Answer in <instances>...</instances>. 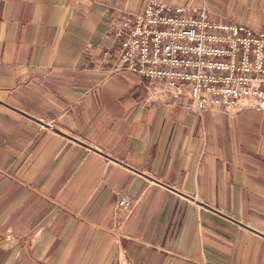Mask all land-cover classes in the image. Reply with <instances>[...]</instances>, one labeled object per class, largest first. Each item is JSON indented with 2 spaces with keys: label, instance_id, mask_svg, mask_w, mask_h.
<instances>
[{
  "label": "crops",
  "instance_id": "0c3cea01",
  "mask_svg": "<svg viewBox=\"0 0 264 264\" xmlns=\"http://www.w3.org/2000/svg\"><path fill=\"white\" fill-rule=\"evenodd\" d=\"M149 1L0 0V264H264V112L142 103L102 61ZM157 1L264 32V0Z\"/></svg>",
  "mask_w": 264,
  "mask_h": 264
},
{
  "label": "built area",
  "instance_id": "2783aa9c",
  "mask_svg": "<svg viewBox=\"0 0 264 264\" xmlns=\"http://www.w3.org/2000/svg\"><path fill=\"white\" fill-rule=\"evenodd\" d=\"M111 13L113 43L103 48L102 61L109 60V74L147 79L142 103L187 97V108L198 114L264 112V32L218 21L206 5L150 0L141 12ZM118 204L129 210L133 201L123 194Z\"/></svg>",
  "mask_w": 264,
  "mask_h": 264
}]
</instances>
